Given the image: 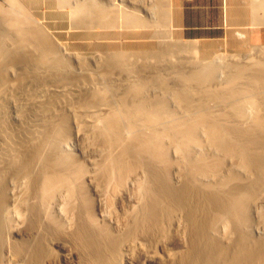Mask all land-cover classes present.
Segmentation results:
<instances>
[{"label":"bare ground","instance_id":"obj_1","mask_svg":"<svg viewBox=\"0 0 264 264\" xmlns=\"http://www.w3.org/2000/svg\"><path fill=\"white\" fill-rule=\"evenodd\" d=\"M172 1H1L0 264H264V38L199 58Z\"/></svg>","mask_w":264,"mask_h":264},{"label":"rangeland","instance_id":"obj_2","mask_svg":"<svg viewBox=\"0 0 264 264\" xmlns=\"http://www.w3.org/2000/svg\"><path fill=\"white\" fill-rule=\"evenodd\" d=\"M239 1L247 11L248 0ZM235 3V0H173V20L168 21L169 24L166 26L170 28L166 34L167 43L172 44L174 41L178 44L182 43L180 45H182L181 50L183 51L195 48L199 58L209 57L213 52L227 55L246 52L250 45L259 44L262 41L260 38H264V31L259 32L256 30L257 28H253L243 20L242 16H238L231 9ZM237 31L245 35L246 39L243 43L235 35ZM61 40L65 43L73 41L87 43L83 48H80L84 53L100 47L99 40L90 37L87 31L83 39L72 38L68 34L64 35ZM140 40L144 39L138 35H131V37L123 39V43ZM184 42L190 43L184 44ZM190 44H194V46ZM70 49L73 50V48ZM174 55L180 56L181 54Z\"/></svg>","mask_w":264,"mask_h":264}]
</instances>
